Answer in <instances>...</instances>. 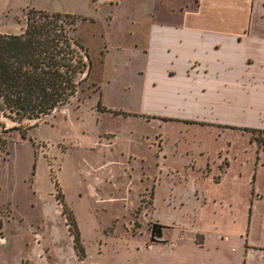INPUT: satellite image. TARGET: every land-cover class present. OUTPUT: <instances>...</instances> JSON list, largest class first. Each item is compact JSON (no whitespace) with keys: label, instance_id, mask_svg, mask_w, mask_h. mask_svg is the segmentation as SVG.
Instances as JSON below:
<instances>
[{"label":"crops","instance_id":"1","mask_svg":"<svg viewBox=\"0 0 264 264\" xmlns=\"http://www.w3.org/2000/svg\"><path fill=\"white\" fill-rule=\"evenodd\" d=\"M146 2L142 36L130 45L142 57L140 109L135 114L150 113L158 121L168 117L165 124L196 127L197 137L173 136L159 128L161 144L156 155L165 162L180 156L188 178L177 192L172 186L162 193L155 170L153 205L160 224L165 225L164 234L162 241L150 242L140 236L143 264H264V149L257 152L243 131L249 127L264 130V0ZM110 33L117 35L114 47L123 51L116 52L121 62L118 55L130 46L119 44L122 35L118 31ZM106 56L113 61L108 48ZM109 78L110 73L104 81ZM196 92L223 96V104L214 101L205 106L197 102ZM222 105L223 119L229 122H187L199 120L196 109L211 114ZM207 141L213 145L205 147ZM221 151L227 164L220 172ZM197 155L216 161L206 175L197 172L195 165L189 166ZM217 173L220 176L215 180ZM29 191L36 211L32 220L22 226L23 215L13 209L0 216V264H49L41 256L42 246L33 244L30 232L36 228L46 235L42 245L52 248L53 264H104L79 258L61 205L53 197ZM14 213L18 214L16 225L8 227L6 222L14 219ZM134 219L130 217L128 223ZM132 235L142 234L132 230ZM79 239L84 258L80 232Z\"/></svg>","mask_w":264,"mask_h":264},{"label":"rangeland","instance_id":"2","mask_svg":"<svg viewBox=\"0 0 264 264\" xmlns=\"http://www.w3.org/2000/svg\"><path fill=\"white\" fill-rule=\"evenodd\" d=\"M148 4L146 0H0V32L20 33L30 9L70 14L61 18L75 19L72 33L87 48L91 59L90 72L70 101L37 120L35 125L28 126L24 138L20 129L10 128L18 122L0 116L4 123L0 127V216L13 209L23 215L21 225L25 226L36 212L30 204V188L45 198L53 197L61 205L56 198L58 194L66 205L63 217L69 215L75 219L82 237L86 251L82 260L143 264L145 255L139 239L145 236L150 242L151 222L160 223L155 215L157 207L153 205L158 175L155 170L160 175L162 193L172 186L177 192V187L188 178L180 156H176L177 161L166 163L156 155L161 144L159 128L162 133L166 131L173 136L188 133L189 138L197 137V128L175 125L176 122L165 124L164 121L170 120L168 117H160L161 123L154 114H135L140 109L142 57L139 50L130 45L142 36L144 18L141 14ZM115 30L122 35L119 44L130 46L123 49L122 56L118 55L121 62L116 58V52L123 51H116L114 47L117 43L114 36L117 35L110 33ZM130 30L133 33H128ZM106 47L116 65L114 72V62L106 56ZM109 73L110 78L105 82ZM195 96L197 102H204L205 106H212L214 101L223 104V96L216 98L208 93L200 96L197 92ZM198 110L202 111L198 113ZM195 112L199 114V120L188 119L187 122L212 125L217 121H230L223 119V105L221 110L211 114L205 109ZM33 122L35 120H24L19 126L23 128ZM244 129L246 136L251 138L249 145L252 144L257 152L264 149V130ZM212 145L207 141L205 147ZM222 153L217 158L220 172L225 171L227 164ZM7 156L9 162L2 160ZM191 159L189 166L195 165L197 172L205 175L210 171L211 163L216 162L199 155ZM219 176L217 173L213 178L217 180ZM196 196L202 197L198 193ZM13 216L14 219L9 218L6 222L8 227L16 225L18 214ZM130 217L135 219L128 223ZM132 230L142 235L135 237ZM31 231L33 244L42 246L41 256L53 264L52 248L42 245L46 235L38 228ZM34 235L39 236V242L34 241Z\"/></svg>","mask_w":264,"mask_h":264},{"label":"trees","instance_id":"3","mask_svg":"<svg viewBox=\"0 0 264 264\" xmlns=\"http://www.w3.org/2000/svg\"><path fill=\"white\" fill-rule=\"evenodd\" d=\"M62 15L70 16L30 9L20 33L0 32V116L18 122L10 128L20 129L22 138L28 126L70 101L92 67L87 48L72 33L75 19L66 21ZM24 120L35 122L20 128ZM56 198L65 213L62 197L57 194ZM66 216L75 249L82 258L75 219Z\"/></svg>","mask_w":264,"mask_h":264},{"label":"water","instance_id":"4","mask_svg":"<svg viewBox=\"0 0 264 264\" xmlns=\"http://www.w3.org/2000/svg\"><path fill=\"white\" fill-rule=\"evenodd\" d=\"M156 226H160L161 228H163L165 225L153 221V223H152V227H151V236H150V240H151V241H162V240H163V238H162L163 236H162V235L155 234V230H154V228H155Z\"/></svg>","mask_w":264,"mask_h":264},{"label":"flooded vegetation","instance_id":"5","mask_svg":"<svg viewBox=\"0 0 264 264\" xmlns=\"http://www.w3.org/2000/svg\"><path fill=\"white\" fill-rule=\"evenodd\" d=\"M155 222H157V221H155ZM152 223H153V221L150 224V231H149L150 232V235H149V237L151 236ZM154 230H155V234H158V235H162L163 236V234H164V228H161L160 226H156L154 228Z\"/></svg>","mask_w":264,"mask_h":264},{"label":"built area","instance_id":"6","mask_svg":"<svg viewBox=\"0 0 264 264\" xmlns=\"http://www.w3.org/2000/svg\"><path fill=\"white\" fill-rule=\"evenodd\" d=\"M34 234H36V233H34ZM34 239H35L34 241H35L36 243L39 242V236H37V235L35 236V235H34Z\"/></svg>","mask_w":264,"mask_h":264}]
</instances>
